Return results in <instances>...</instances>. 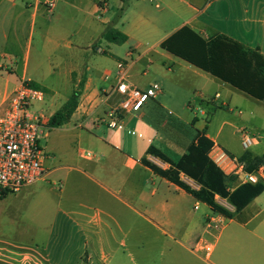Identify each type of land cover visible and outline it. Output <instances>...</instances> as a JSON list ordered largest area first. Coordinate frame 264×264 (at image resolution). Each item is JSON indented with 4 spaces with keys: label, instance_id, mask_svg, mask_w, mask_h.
Wrapping results in <instances>:
<instances>
[{
    "label": "crops",
    "instance_id": "0c3cea01",
    "mask_svg": "<svg viewBox=\"0 0 264 264\" xmlns=\"http://www.w3.org/2000/svg\"><path fill=\"white\" fill-rule=\"evenodd\" d=\"M49 1L0 0V117L11 95L25 82L46 90L45 104L32 109L35 115L49 120L75 91L79 103L66 125L51 128L43 138L46 177L21 193L0 197V260L29 264L26 245L30 239L55 243L54 249H69L57 264H124L106 252L118 243L109 223L121 233L128 229L127 234H140L141 229L164 236L180 234L186 243L180 245L182 250L192 256L202 254L192 247L198 225L201 221L207 225L209 215L192 217L189 209L192 206L198 211L203 206L211 215L215 212L155 175L142 160L169 167L147 155L155 142L160 143L156 148L175 161L187 151L195 134L179 141L176 134L181 124L189 123L179 107L208 109L214 116L221 110L232 111L233 101L256 99L164 50L162 43L188 27L206 41L222 36L264 57V0H56L54 9L48 11ZM122 8L123 16L113 23ZM37 23L43 42L32 70L31 39ZM109 26L126 35L127 41L115 44L103 39ZM120 64L132 86L147 89L157 84L160 90L140 111L120 113L118 126L112 128L110 113L121 99L114 91ZM47 73L59 75L54 85L45 84ZM143 76L149 77L146 83H142ZM217 94L220 98L214 100ZM168 105L175 109L169 111L173 118L156 121ZM228 123L225 120L215 136L208 126L198 129H206L215 143L210 157L221 168L217 161L220 152L237 159L247 152L236 156L226 140L219 143ZM52 131L62 133L51 135ZM254 136L256 143L248 151L262 156L264 134ZM71 137L80 146L76 156L71 151ZM262 146L259 154L253 150ZM263 194L232 218L220 214L219 231L223 234L229 228L228 255H243L233 264H264ZM101 215L108 220L104 225L110 240L100 227ZM65 234L68 238L61 241ZM239 236L246 240L243 245L235 241ZM120 245L125 244L121 241ZM215 248L213 245L205 255L206 262L211 261ZM31 264L41 263L33 256Z\"/></svg>",
    "mask_w": 264,
    "mask_h": 264
},
{
    "label": "trees",
    "instance_id": "16d2710c",
    "mask_svg": "<svg viewBox=\"0 0 264 264\" xmlns=\"http://www.w3.org/2000/svg\"><path fill=\"white\" fill-rule=\"evenodd\" d=\"M124 11L125 8L119 11L113 23L123 16ZM102 38L115 44H124L127 41V36L114 26L107 27ZM162 48L252 98L264 102V57L258 51L222 36L206 41L188 27L175 32L162 43ZM25 83L36 88L30 82ZM78 103L79 92L75 91L49 119L50 128L66 125ZM196 122L195 118L193 125ZM214 147L215 143L206 135V129L196 130L187 151L176 161L155 146L149 147L147 155L167 164L168 168L164 169L148 158H144L142 163L155 175L191 194L213 212L232 218L233 213L220 205L217 198L226 200L235 213H240L264 192V181L260 180L256 184L241 183L237 175L226 174L210 157ZM238 160L246 173H254L264 166V154L257 156L247 151Z\"/></svg>",
    "mask_w": 264,
    "mask_h": 264
},
{
    "label": "rangeland",
    "instance_id": "374dc122",
    "mask_svg": "<svg viewBox=\"0 0 264 264\" xmlns=\"http://www.w3.org/2000/svg\"><path fill=\"white\" fill-rule=\"evenodd\" d=\"M31 69L33 70L34 61H36L35 58L39 57V50L42 46V38L40 33V25L37 23L35 33L31 39ZM42 60L46 61L45 58ZM55 62L58 61V59H53ZM141 75H143L142 72H140ZM59 77V75H57ZM57 76H51L50 74H46L44 77L45 84H52L54 85L58 80ZM142 80V83H146L148 81V76L140 77ZM41 89V90H40ZM39 90L45 94L46 90L42 87H39ZM42 104H36L35 106L44 105ZM34 106V107H35ZM167 111H160V115L155 118L156 121L162 119H171L173 116L169 115V111L175 112V109L173 106L168 105ZM232 111L227 110H221L218 111L216 114H211V112H208L206 109H203L206 112V116L201 115L197 111H190L187 108V105L179 107L178 110H184L183 113H185V120H189V123L187 126H184L181 124V128H179L178 133L176 134L179 141H186L189 138H192L194 134L196 133V130L208 126L209 133L212 136H215L218 131L222 128L223 122L226 120L228 125L223 126L222 132L220 134L219 143L223 144V140H226L229 143L230 150L235 154L236 156L241 155L245 149L242 146V140H241V130H245L246 132L250 133L251 135L256 136H263V130H264V103L257 100L252 101H233L231 105ZM201 109V108H198ZM52 111V109L50 110ZM251 111L254 112V116L252 117ZM239 112H242L241 115H239ZM50 112L48 111V114ZM181 113V114H183ZM45 114V115H48ZM193 116L197 118V125H193ZM240 130V131H239ZM239 131V132H238ZM62 133L61 131H52L51 135H56ZM72 143L70 145L71 151H73L74 155L76 156L77 150L80 148V146L77 143L76 138L71 137ZM158 142L154 143V146H159ZM42 145L45 147L46 140H42ZM82 147V146H81ZM263 149V146L260 149H253L256 153H261ZM241 177V176H239ZM239 182H244V179L241 177ZM191 183V182H189ZM192 184V183H191ZM193 185V184H192ZM22 192V191H21ZM20 192V193H21ZM18 194V193H17ZM11 195V194H7ZM261 201L264 200V194L261 197ZM200 210L194 211L192 209V206L189 209L190 216L198 217L200 215H204L207 213L209 216L211 215V212L201 206L199 207ZM198 208V209H199ZM231 209V208H230ZM234 209H231V213H235L233 211ZM230 211V210H229ZM207 215V216H208ZM101 229L104 230L106 237L108 239L110 238L109 231L104 223L107 220V218L104 215H101ZM238 220L237 218H235ZM109 223V222H108ZM111 225V228L114 231V235L117 238L118 243L111 244L109 248H106V252L115 255L116 259H122L121 261L124 264H233L236 263V260H242L243 255L242 253L237 256L228 255V250L226 249V245H228L231 242V239L229 238V228L228 230L221 234V231L214 230V229H207L206 222L201 221V224L198 225L196 229V241L193 242L194 250L197 247V243L200 239H203L207 241L211 246L215 245L216 248L214 249L211 261L206 262L204 260L205 253L197 254L196 256H192L182 250L181 246L184 242L180 234H173L171 233L169 236H164L160 233H154L149 234L142 231L140 234L135 233H126L128 229L124 230L122 233L114 226L113 223H109ZM226 224V223H225ZM232 228L236 227L235 225L230 226ZM236 229V228H235ZM238 229V228H237ZM61 241H65L64 239L68 238L67 234L61 236ZM110 240V239H109ZM124 242L125 245L121 246L120 242ZM240 245H243L244 242H246L245 238L242 236H239L237 240H235ZM186 244V243H185ZM55 243H49V242H36L30 241V239L27 242V249H28V256H29V264H31V260L33 259V256L38 259V262L41 264H57L59 259L69 254L71 251L69 249H54ZM133 245V246H132ZM163 248V249H161ZM164 251V255L161 256L160 253ZM238 252V251H236ZM235 253V252H233ZM0 264H9L7 260L1 259ZM15 264V263H12ZM20 264V263H17ZM23 264V263H21Z\"/></svg>",
    "mask_w": 264,
    "mask_h": 264
},
{
    "label": "built area",
    "instance_id": "2783aa9c",
    "mask_svg": "<svg viewBox=\"0 0 264 264\" xmlns=\"http://www.w3.org/2000/svg\"><path fill=\"white\" fill-rule=\"evenodd\" d=\"M55 2L56 0H50L46 3L48 11L54 9ZM119 69L121 70L119 82L114 91L121 96V99L118 106L110 113L109 126L112 128L118 126L120 113L140 111L143 105L154 99L160 90L157 84L147 89L132 86L125 80V74L122 72L123 65L120 64ZM218 98L220 95L217 94L214 100ZM45 102L46 95L27 83L22 84L8 100L7 109L0 117V197L20 193L23 189L42 181L47 175L44 168L47 153L42 140L51 128L46 116L35 115L32 112L36 104ZM197 112L206 116L203 109H198ZM240 133L243 148L246 151L250 150L256 143V137L245 130H241ZM217 161L225 173L242 175L244 182L256 184L260 180L264 181V166L254 173H246L244 166L236 157L224 152H220ZM217 201L225 209L230 210L226 200L217 198ZM222 223V216L219 213H213L209 216L207 228L219 230ZM196 249L208 256L212 246L200 239Z\"/></svg>",
    "mask_w": 264,
    "mask_h": 264
}]
</instances>
